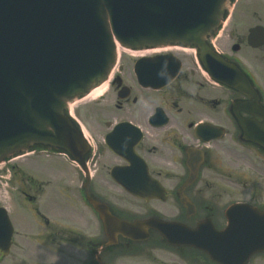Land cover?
<instances>
[{"label": "flooded vegetation", "instance_id": "af4514ba", "mask_svg": "<svg viewBox=\"0 0 264 264\" xmlns=\"http://www.w3.org/2000/svg\"><path fill=\"white\" fill-rule=\"evenodd\" d=\"M235 16V14L232 15L227 24L229 27L225 28L226 31L224 29L223 33L215 39V45L226 57L237 61L242 68L244 67L243 69L246 67L248 71L245 70L257 82L255 72L252 67L247 65L249 62L246 60L244 52L248 50L258 53L257 51L264 49H252L248 45L245 33L238 35L231 29L235 23ZM227 32V40L223 43L224 34ZM158 53L162 52L145 51L141 53V56H154ZM176 55L183 63L182 70L178 77L163 89L139 84L133 68L137 57L131 58L127 69L120 64L108 84L109 90L113 88L112 91H115L114 95H116L114 102L108 105L112 108L111 112H107L108 116L105 118L108 128L101 136V141H98L89 131L96 144L95 151L89 161L90 191L93 190L94 194H99L100 197L109 201L112 204L110 208L113 214L118 218L147 215L149 217L153 214L156 216L160 214L194 224L195 216L190 218L187 216V211L182 209L179 198L182 183L191 174L189 160L198 167L199 178L184 190L194 199L201 214H212L216 218H220L223 216L228 202L241 200L242 191L231 186L234 190L228 191L230 200L224 202L226 203L224 205L218 204V198L222 194L214 192L209 181L210 172L215 171L219 175L218 178L221 177V179L214 178L212 182L218 181L224 184L226 164L229 162L238 164L235 158H237L238 152H241L242 145L234 140L235 132H238V125L231 116L229 108L231 101L239 95L212 82L200 69L194 55H187L181 51L176 52ZM260 85L262 86V84ZM89 113L92 116H97V124L103 125L102 118H100L103 116L102 112L93 110ZM114 119L116 121L111 124ZM120 122H129L137 127L128 131L124 140H128L130 146L133 144L135 153L146 163L151 178L157 179L164 186V194L152 196L165 198L166 201H160L157 198L150 201L139 199L114 178L112 168L129 165L126 156L113 152L105 141L106 135ZM200 125L211 127L210 133L202 132L204 137H201L197 133ZM221 132L225 133L223 138L212 135ZM227 137L231 141L224 143ZM226 144L227 146L234 145V152L230 151L228 154L227 148L223 147ZM41 155L39 154V156ZM47 157L45 158L47 159ZM107 157L110 158L106 161ZM71 166V177L67 179L60 177V181L58 177L54 178L55 176L40 171L35 159L23 167L11 166L13 174L27 176L30 180L43 177V182L46 183L41 185V188H44L42 194L45 196L43 197L45 206L40 208L35 206L34 209H31L29 214L31 225L26 228L25 234H20L18 231L22 236L18 242L24 243L18 248L26 253L28 264H51L48 256L45 259H39L43 256L44 251L56 254L61 252L71 260L78 261V264H131L134 259L150 264H172L171 257L145 254L152 248L148 249L149 247H145V244L131 245L121 238L119 240L124 246L123 249L127 250L130 247L136 249L135 252L138 253L121 254L118 251L120 249L110 248L109 252H114L103 256L106 263L98 261V238L101 236L105 238L102 220L97 211L88 204L83 192L82 183L87 179V175L73 164ZM251 168L253 171H249L246 175L249 181H246L245 188H242L254 199H251L253 204L262 207L264 205V175L256 167L251 166ZM43 170L47 171V168L45 167ZM98 176L104 179V183H111L116 190L114 188L107 190L106 196L98 192ZM54 179H57L56 182L61 183L60 185L66 184L61 187L58 194L52 196L45 188L50 186ZM27 184L28 181H24V185L27 186ZM31 189L35 191L33 187ZM23 193L31 204H39V195L36 192L24 190ZM122 198L139 203L141 206L126 204ZM221 224H226V222H221ZM153 237L157 240L160 238L156 232ZM61 255L57 256L61 257ZM7 258L0 251V264H8L6 263ZM260 258L264 259V255L252 260L251 264L257 263ZM177 259L183 264H194V262L206 264L204 257H195V261H193V257L178 253ZM61 264H66V261L61 260Z\"/></svg>", "mask_w": 264, "mask_h": 264}, {"label": "water", "instance_id": "95a60500", "mask_svg": "<svg viewBox=\"0 0 264 264\" xmlns=\"http://www.w3.org/2000/svg\"><path fill=\"white\" fill-rule=\"evenodd\" d=\"M232 1L0 0V164L45 147L84 165L90 145L69 114L70 104L108 79L118 48L180 44L195 47L201 58L211 50L209 40ZM123 128L113 134L116 139L125 136ZM116 139L112 147L119 151L125 144ZM89 200L104 215L103 205ZM104 221L107 234L134 236L128 222ZM164 223L168 235L202 237L200 231ZM12 233L0 208V248L8 249Z\"/></svg>", "mask_w": 264, "mask_h": 264}, {"label": "rangeland", "instance_id": "374dc122", "mask_svg": "<svg viewBox=\"0 0 264 264\" xmlns=\"http://www.w3.org/2000/svg\"><path fill=\"white\" fill-rule=\"evenodd\" d=\"M247 8L249 9V11ZM256 8L259 9L258 13L261 15H258V13L254 12ZM262 9L263 8L259 3L255 4L254 2H250V1L247 2V0L239 1L237 9H236L238 11L235 14L236 15L235 23H233L232 25L233 28L231 29L237 34L242 35L243 33H245L244 27L246 24L248 23L255 24L257 21H263L264 23V14H263ZM224 35L225 36L223 37V43H225L227 40L228 32L225 33ZM244 53H245V58L250 63L251 67L257 73L260 74L258 78L260 79V82L264 86V64H263L264 63V51L258 52V53L253 52V51H246ZM124 54L125 53H123V61L121 62V65H123V68L127 69L129 68V64L132 60L131 58L133 57L129 55H124ZM112 90L113 88H111V90L107 91L101 98L97 100H93V98L85 99L73 105L74 112L76 114L78 113L79 116L81 114L80 118L83 121L84 125L96 137L98 141H101V136L106 131V128H108L107 126L108 122H106L105 118L108 116L106 115L107 112L112 111V108L109 107L108 105L110 103H113L116 98V95H114L115 91H112ZM93 110L100 111L103 113L102 117L99 116L100 118H102L101 123L103 125L97 124V120H98L97 116L90 115L89 112ZM115 121L116 119L112 120L111 124ZM111 124H110V127H111ZM227 138L229 139V137ZM225 142L226 141L224 140V143ZM223 147L227 148L226 152L228 154L230 153V151L234 152L235 147L232 144L228 146L226 144V146L223 145ZM240 151L241 152H238L239 154H237L236 156L237 158H235L238 161V164H235L234 162H229L228 164H226V167H227L226 174H228L230 178L226 175V179H224L225 181L224 184L222 182L211 183L212 190H214V192L216 193L221 192L222 194V196L218 198V202H219L218 204L224 205L226 204L224 202H228L230 200V196L228 193V191H231L228 189L230 185H234L235 187L238 188V190L242 191L243 194H241V198H246L245 200H251V199L254 200L253 198H251L248 192H244V190L242 189V187L245 188V185H243V182L246 179L247 173L249 171L251 172L253 171L251 166L256 167L264 175V170L261 169L263 168V166H260L264 164V160L262 159V157L258 155H254L252 157L247 156V154L254 153L249 149H240ZM38 157H45V155H41ZM109 158L110 157H107L106 161ZM23 159L24 158L15 160V162L11 163L9 166L22 164ZM34 159L37 161V167L40 171L48 175L55 176L54 178L58 177V180L60 177L67 179V178H70L72 175L71 164L65 158L61 156L56 155V156H48L47 159L46 158H43V159L34 158ZM45 167L47 168V171L43 170V168ZM7 169L8 167H5V166L0 168V205L6 206L9 211H12L13 218L17 221V227H18L19 232L24 234V232H26V228L31 225L30 224L31 222H29V216L27 217L26 215L28 213V208L30 206L22 199L19 193V187H18L20 186L21 188L20 184L22 183V180L25 176L12 175V181H10V179L8 178L10 173ZM208 176L206 180L208 179ZM218 177L219 175L215 171L214 172L211 171L209 181L212 182L214 178H218ZM218 179H221V177ZM60 184L61 183L56 182L55 188L53 190H49L48 194L52 196H55L56 193L58 194L61 187H63L66 183L62 185ZM97 186H98V192H100L102 195H105V196H106L105 192H107V190L109 189L112 190V188L116 190V188L112 186L111 183H104V179L101 178L100 176H98ZM250 189H251V186H250ZM42 198L43 196H41V199ZM122 199L124 200L123 202L126 204H129L132 206H136V205L141 206V204L132 202L131 200L128 201L126 198H122ZM53 206L55 207L57 205H53ZM159 250L160 248H157L156 250L151 252V254L165 255L167 257L172 258L173 260L172 264H181L179 260L176 259L175 252L170 251L174 253L175 254L174 255L168 252V249L166 251L164 250L159 251ZM146 253H149V252L147 251ZM57 255H61V257H58ZM47 256L51 264L53 263L61 264V260H65L66 264H78V261L71 260L68 256H65L61 252H58L56 254L52 252L47 253L46 251H44L43 256L41 258L39 257V259H45V257ZM27 262L28 260L26 258V254L21 253L19 251H16L10 260H6V263L8 264H28ZM131 264H150V263H144L138 259H134ZM255 264H264V259L260 258L258 262Z\"/></svg>", "mask_w": 264, "mask_h": 264}, {"label": "bare ground", "instance_id": "6f19581e", "mask_svg": "<svg viewBox=\"0 0 264 264\" xmlns=\"http://www.w3.org/2000/svg\"><path fill=\"white\" fill-rule=\"evenodd\" d=\"M105 85L93 90L87 97L86 99L93 98V100H97L107 89ZM85 100V99H84Z\"/></svg>", "mask_w": 264, "mask_h": 264}]
</instances>
